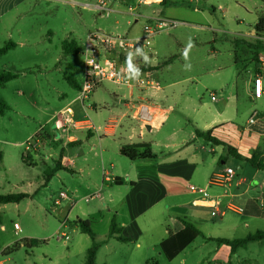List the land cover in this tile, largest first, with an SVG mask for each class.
Masks as SVG:
<instances>
[{
    "label": "rangeland",
    "instance_id": "1",
    "mask_svg": "<svg viewBox=\"0 0 264 264\" xmlns=\"http://www.w3.org/2000/svg\"><path fill=\"white\" fill-rule=\"evenodd\" d=\"M101 1L106 9L102 12L95 8ZM138 2L0 0V48L9 42L14 44L0 56V72L16 75L0 87V97L10 107L0 116V195L27 193L26 188L30 192L18 203L0 204V264H84L92 240L75 222L87 219L90 214L94 217L88 219L94 240H105L97 251L96 264L139 262L141 253L133 244L107 237L117 196L105 190L106 185L104 191L98 190L102 186V168H109L108 162L100 158V132L91 130L92 137L88 138L86 131L72 133L55 126L56 112L78 94L66 77L78 85L82 82L81 50L88 32L102 30L136 36L148 23L147 18L159 16L178 22L160 31L151 41L155 65H159L157 76L165 90L155 102L160 109L173 108L167 127L160 133L149 132L146 127L139 129L140 123L130 117L132 112L122 121L130 123L133 141L150 143L158 158L168 150L162 147L168 127L178 121L186 136L196 109L201 105L204 112L212 111L222 105L228 92L246 98V110L237 114L241 126L253 110L264 113V93L261 98L249 101L254 71L260 74L264 90V31L254 30L258 18L264 14V0H169L165 5ZM64 41H73L78 51L66 53ZM126 93L127 87L107 80L96 85L84 102V110L94 127H103L118 111H124L115 95L121 97ZM211 95L216 101L211 100ZM40 129V146L25 158L24 142ZM140 131L142 135L138 137ZM56 133L60 137L54 140ZM69 135L80 139V146H67ZM62 150L67 157L75 158V172L61 170L46 183V173ZM225 159L237 177L246 179L240 191L251 183L254 185V180L264 184V170L259 172L260 176L253 175L254 169L249 164L232 156ZM91 191H97L98 196L90 198ZM255 191L249 187L244 198L256 199ZM61 192L66 197H60ZM226 214L224 222L229 220L235 225L244 216L227 210ZM148 215L140 219L142 225L161 222L166 230V214L161 216L157 212L151 218ZM220 222L217 215L208 223L205 232L208 234L212 229L213 241L204 250L188 247L171 261L165 259L158 247L148 250L146 255L157 264H198L207 250L217 248L215 235L219 233L216 231ZM240 227H235L236 232H221V237H237L251 231ZM25 240L37 243L27 248L23 246ZM219 247L216 258L203 264H235L224 258L229 247L221 244ZM244 264L262 262H254L250 257Z\"/></svg>",
    "mask_w": 264,
    "mask_h": 264
},
{
    "label": "crops",
    "instance_id": "2",
    "mask_svg": "<svg viewBox=\"0 0 264 264\" xmlns=\"http://www.w3.org/2000/svg\"><path fill=\"white\" fill-rule=\"evenodd\" d=\"M158 69L159 65L157 64L148 71L150 78L159 84L158 89L133 87L127 88L126 96L115 95L116 102L122 106L124 111H118L114 119H111L108 123L106 122V124H111L112 127L104 125L103 127H95V129L71 130L73 131L72 133L86 131L88 138L92 137L91 130L100 132L98 136L100 158L102 162L104 160L108 162L109 168H102V186L98 190L100 192L104 191L103 186L106 185L108 188L105 190L112 191V194L117 196L115 204L112 206L114 211L111 220L114 219L121 228L122 236L128 238V241L125 242L133 244L136 249L140 250L141 255L137 258L139 259L138 264H144L147 260L152 259L146 255L148 250H154L168 234L180 230L181 224L179 220L192 224L200 231L195 240L186 247L194 251L201 248L204 250L208 243H211L213 231L212 229L207 231L208 234L205 231L208 223L217 215L221 218V222L217 225L216 232L219 231V233L215 235L216 238L231 240L244 237L248 233H254L255 231H264V184L252 178L255 184L251 185V183L240 191V187L246 182V179L237 177L234 169L227 165L228 160L225 159L228 156H232L228 146L234 148L239 155L244 157H250L252 151L258 148L262 153V157H264V115H261L259 111L253 110L245 119L244 126H241L238 123L237 114L242 109L246 110V98L239 93L228 92V96L223 100L222 105H218L208 113L204 112L200 105L195 111V117L189 122L190 129L186 136L178 121L171 128L168 127L167 132L164 133V138H162V147L168 150L164 154L162 153L159 158L154 154L153 159L131 161L125 156L122 148L138 143L147 144L149 151L152 153L150 143L133 141L134 134L130 123L128 121L122 123L123 119L129 118L128 114L132 112L130 117L140 123L139 129L149 125V132L160 133L167 127L170 120V111L173 108L160 109L155 102V99L164 95L165 92L157 76ZM217 71H219V68H217ZM257 76H260V74L258 75L254 71L253 79ZM261 97L262 94L259 97L254 95V88L252 87L249 101L252 102ZM211 100L216 101L215 97ZM139 105L147 106V111L151 115L149 121L133 117ZM67 106L71 107L75 117L82 115V110L77 102H68L65 107ZM254 113H256L255 117H253ZM123 126L124 128L119 132V129ZM208 130H210L212 138L225 145L213 144L196 134V131L206 132ZM141 135L140 131L138 137H141ZM57 137L58 134L56 133L55 138ZM67 142L69 147L73 145L80 146L81 140L76 136L69 135ZM218 150H220V153H218ZM232 157L241 163H245L234 156ZM61 165L66 168V171L75 172V158L67 157L65 151H63ZM226 168L233 170V176L229 182L225 184H213L210 182L213 176L223 172ZM260 171L254 169L253 175L260 176ZM112 185H115V188ZM187 185H193L202 192L191 191L187 188ZM249 187H253L256 190V199L254 200L244 198ZM113 189H115V192ZM218 189L222 191H218ZM27 190L26 188L25 191L29 194L30 192ZM89 194L91 195L90 198L98 196L97 191H91ZM202 198L213 200L216 204L215 209L193 204V201ZM167 200L169 204H163ZM211 210L215 212L212 216L209 214ZM226 210L236 214H244L239 225H235L234 222L229 220L224 222L227 215ZM157 212L161 216L167 215L165 221L166 230L161 226V222L150 223L149 219V225L141 224L140 219L147 213L149 214L148 217L151 218ZM92 215H87L88 217L85 220H93L94 217H91ZM240 225L244 229L249 230L251 228V231L242 233V235L237 237H221V232H227V234L236 232L237 229L235 227L238 226L241 229ZM110 238L115 239V237ZM102 241L105 243V240ZM216 243L218 244L217 248L207 250L206 254H203L200 260L198 259V264H203L205 260L210 262V260L213 261L216 258V250L220 248V244L217 241ZM250 257L254 258V262L261 260L262 264H264V239L250 241L244 247L237 248L234 252L225 250L224 254L225 259L235 264H244L250 261Z\"/></svg>",
    "mask_w": 264,
    "mask_h": 264
},
{
    "label": "built area",
    "instance_id": "3",
    "mask_svg": "<svg viewBox=\"0 0 264 264\" xmlns=\"http://www.w3.org/2000/svg\"><path fill=\"white\" fill-rule=\"evenodd\" d=\"M161 0H139L141 5L159 4ZM169 1V0H168ZM104 2H100L95 8L102 12ZM131 10V8H129ZM148 23L144 25L142 31L136 36H127L120 34L108 33L102 30L88 32L82 43V82L78 94L74 101L77 102L82 110L80 117H75L73 110L67 106L55 114L56 128L64 131L78 129H95L94 125L88 120L86 111L84 110V102L89 98L96 85L107 80L116 85H122L127 88L141 87L144 89H158L157 81L150 78L149 69L155 66L156 56L151 49L152 38L160 31L168 27L175 26L178 22L166 20L159 16L147 18ZM126 60L131 62V65L126 63ZM140 68H146L140 70ZM254 95L259 97L262 94L261 77L257 76L253 80ZM211 99H214L212 96ZM256 113L253 114V117ZM135 119L149 121L150 113L147 111V106L139 105L133 116ZM105 126L112 127L111 124ZM58 134V133H57ZM41 129L28 137L24 142V157L29 156L30 151H35L40 146ZM59 134L58 137L59 138ZM56 140L55 136H53ZM233 176V170L226 168L213 176L210 180L213 184H225L230 181ZM191 191H199L193 185H187ZM60 197H66L64 193H60ZM195 206L215 209L213 200L202 198L193 201ZM211 216L215 214L214 210L209 213ZM67 238L66 236H64Z\"/></svg>",
    "mask_w": 264,
    "mask_h": 264
},
{
    "label": "trees",
    "instance_id": "4",
    "mask_svg": "<svg viewBox=\"0 0 264 264\" xmlns=\"http://www.w3.org/2000/svg\"><path fill=\"white\" fill-rule=\"evenodd\" d=\"M167 3H169L168 0H161L159 5H165ZM254 30L257 33H261L262 31H264V14H262L258 18L254 26ZM13 46L14 44L9 42L5 46L1 47L0 56L5 54ZM254 47L257 48L258 46L254 45ZM63 49L66 53L69 52L76 53L78 51L73 41L72 42L64 41ZM126 63L128 65H131V62L129 60H126ZM145 69L146 68H140L141 71ZM15 77L16 75L10 72H0V87L4 86V84L14 79ZM66 78L75 87L76 90L79 89L80 85L76 84L71 77H66ZM9 109H10L9 105L0 97V116L4 115L5 112L8 111ZM261 115H264V113H262ZM196 134L200 137L207 139L213 144L225 145L219 142L218 140H216L215 138H212L210 136V130L206 132L196 131ZM148 148L149 147L147 144L138 143L127 147H123L122 150L124 151L125 156L131 161L136 159H153L154 154H152ZM228 150L232 154V156L249 164L253 169L264 170V157H262V153L258 148L252 151L250 157H244L239 155L234 148H231L229 146H228ZM62 157H63V151L60 152V155L58 159H56L52 168L47 171L46 183L49 181V178L52 177L57 171L66 170V168L61 165ZM27 196H28L27 193L0 195V204L18 203ZM179 222L181 224L180 230H178L175 233L168 234V236L158 244L159 251L162 253V255L165 257L167 261H171L175 257H177L181 253V251H183L188 245H190L195 240V238L200 234V231L196 229L192 224L187 223L183 220H179ZM75 223L79 227L80 231L88 234L92 240L91 245L86 250L84 264H96L95 262L96 253L99 247L104 243V241L97 242L94 240L95 235L90 229L89 226L90 222L88 220H78ZM107 237L108 238L115 237V239L121 242L128 241V238L122 236L121 228L116 224L114 219L111 220ZM261 239H264V231H255L254 233H248L244 237L231 239V240L217 238L216 241L219 244L228 246L229 250L231 252H234L237 248L244 247L250 241H257ZM36 243H37L36 240H25L23 241V246L30 248L34 246ZM13 247L15 248L16 245H14ZM144 264H157V262L154 261L153 259H149Z\"/></svg>",
    "mask_w": 264,
    "mask_h": 264
},
{
    "label": "water",
    "instance_id": "5",
    "mask_svg": "<svg viewBox=\"0 0 264 264\" xmlns=\"http://www.w3.org/2000/svg\"><path fill=\"white\" fill-rule=\"evenodd\" d=\"M146 128H147V130H149V129H150V128H149V125H147Z\"/></svg>",
    "mask_w": 264,
    "mask_h": 264
}]
</instances>
